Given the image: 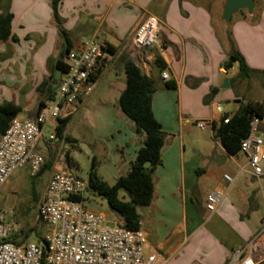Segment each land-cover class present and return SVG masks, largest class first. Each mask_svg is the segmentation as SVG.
Returning <instances> with one entry per match:
<instances>
[{
  "label": "crops",
  "instance_id": "crops-1",
  "mask_svg": "<svg viewBox=\"0 0 264 264\" xmlns=\"http://www.w3.org/2000/svg\"><path fill=\"white\" fill-rule=\"evenodd\" d=\"M255 1L253 16L238 14L225 27L222 13L201 0H64L58 6L63 36L53 18V0H11L12 36L18 41L0 42V105L20 107L18 118L34 120L40 103L52 105L62 76L55 65L68 48L79 53L85 42L95 40L115 53L114 61L99 73L92 95L64 108L61 119L72 120L63 137L56 140L57 120H51L45 127L53 134L48 140L42 135L36 143L44 165L31 177H45L40 200L52 175L66 171L67 142L89 143L108 179L100 177L110 185L130 171L145 136L119 106L126 88L123 57H128L154 82L153 113L165 134L153 202L138 208L146 251L158 253V264H227L235 251L246 249L255 264H264V206L255 187L261 186L264 172L255 176L242 153L228 154L212 128L200 131L194 125L232 116L240 108L225 113L223 103L244 100L253 83L264 88V0ZM147 16L158 20V40L152 49L141 50L132 37ZM229 35L255 71L252 78L239 79L237 64L225 69L232 49ZM7 47L9 52L3 54ZM157 57L165 64L163 70L156 65ZM164 71L169 72L167 82L161 77ZM225 81L229 87L223 89ZM168 82L176 87L169 89ZM213 90L218 91L211 96ZM219 105L223 114L217 112ZM262 122L258 131L264 135ZM212 193L222 196L209 212Z\"/></svg>",
  "mask_w": 264,
  "mask_h": 264
},
{
  "label": "built area",
  "instance_id": "built-area-1",
  "mask_svg": "<svg viewBox=\"0 0 264 264\" xmlns=\"http://www.w3.org/2000/svg\"><path fill=\"white\" fill-rule=\"evenodd\" d=\"M158 31V20L147 16L132 37L133 45L141 50L152 48L157 43ZM114 59L115 53L109 46L95 40L85 42L79 53H67V70L62 73L58 96L52 105L40 111L34 120L14 118L0 138V189L16 171L26 166L33 175L41 170L44 158L35 152V145L43 128L51 120L61 119L65 107L89 98L94 91L95 78ZM161 77L169 81V72H162ZM217 112L224 113L221 105L217 106ZM261 121L254 116L249 134L241 140V153L257 177L264 172V135L258 131ZM228 122L229 119L224 120L225 124ZM194 125L205 131L213 124L197 120ZM224 180L233 181L228 175H224ZM87 187L83 180L66 171L52 175L38 209L40 220L52 231L37 242L19 244L22 234L18 225L10 224L6 214L0 213V264H158V253L146 251L147 235L143 230H129L122 220L112 225L104 213L85 207ZM221 196L219 193L209 195L206 206L209 212L215 210ZM227 264L255 262L246 249H239Z\"/></svg>",
  "mask_w": 264,
  "mask_h": 264
},
{
  "label": "trees",
  "instance_id": "trees-1",
  "mask_svg": "<svg viewBox=\"0 0 264 264\" xmlns=\"http://www.w3.org/2000/svg\"><path fill=\"white\" fill-rule=\"evenodd\" d=\"M64 0H53V18L56 22L59 33L65 36L61 27V20L58 15V6ZM11 0H1L0 6L3 11L0 14V42L6 43L9 40L17 42V38L12 36V23L14 16L9 12L8 6ZM240 15H246L241 12ZM231 53L224 64L226 70H230L234 64L238 65V78L241 80L250 79L255 71L251 70L244 57L235 49L234 43L230 37ZM109 49L114 53V48L110 45ZM69 48L67 49V53ZM64 54L55 65V68L61 73H65L67 66L64 62ZM124 71L126 75V88L119 99V106L123 113L135 124L138 134L145 136L144 146L137 152L136 159L131 164L127 175L120 177L115 184L110 185L105 182L93 168L88 184V190L105 199L109 210L114 213L119 220L125 222L129 230L141 229V217L138 208L149 207L154 199L155 180L154 173L161 164V150L165 144V134L162 131L161 124L155 118L153 113V95L156 92L154 82L151 78L128 57H123ZM156 65L160 70L165 68V64L160 57L156 59ZM98 77V76H97ZM97 77L95 79H97ZM39 89V92L43 90ZM59 85V84H58ZM167 87L174 89L176 85L168 82ZM218 90L211 93L215 95ZM52 97V96H51ZM48 98L47 101H51ZM45 107L44 103L39 104L38 113ZM20 107L13 103H4L0 105V136H3L9 128L14 118L21 115ZM254 116L261 120L264 118V103L248 102L244 107L234 113L232 116L225 114L218 123H213L215 137L219 139L230 155L241 153V140L250 132V122ZM225 119H229L227 124ZM71 117L57 120L56 137L62 138L66 127L71 122ZM70 156L66 155V161L69 162ZM121 191H124L128 197L125 201L120 198ZM40 219V218H39ZM34 230L24 233V241L29 238V234ZM15 238L18 236L15 235ZM22 244V243H19Z\"/></svg>",
  "mask_w": 264,
  "mask_h": 264
},
{
  "label": "rangeland",
  "instance_id": "rangeland-1",
  "mask_svg": "<svg viewBox=\"0 0 264 264\" xmlns=\"http://www.w3.org/2000/svg\"><path fill=\"white\" fill-rule=\"evenodd\" d=\"M201 2L210 5L213 11L216 10L217 12L218 10L217 14H219V12L220 14L222 13L221 0H201ZM8 52L9 49L7 47L3 54ZM1 66L4 67V70L8 71L7 65L1 64ZM249 99H264V88L253 83L248 93L245 95L244 100L232 104L223 103L222 106L224 107L225 113H233L238 107H244L247 104L245 101ZM22 116L24 115L22 114ZM261 126L264 127V122L261 123ZM49 127L50 126L45 127L43 130V140H48L53 134L52 129ZM82 128L85 133L88 132V127L86 125H83ZM56 140H59V138L56 137ZM41 144L45 147L43 141ZM66 153L70 156V160L69 162L65 160V170L70 176L83 180L88 186L90 174L93 168H95V172L99 176L108 179V176L103 174L100 168L101 159L95 156V152H93L92 146L89 143L80 142L79 140H77V144L72 141L67 142ZM44 180L45 177L41 178V176L35 178L31 177V169L29 166H26L16 171L11 179L8 180L6 187L0 190V213L6 214V220L9 221L10 224L18 225V230L22 234L18 240L20 243L37 242L52 231L50 226L44 224L38 216V209L41 201L39 196L43 191ZM32 182H34L33 185ZM255 187L258 192L260 203L264 206V178L261 181V186L257 183ZM120 198L125 201L128 200L124 191H121ZM84 204L85 207L91 211L106 214L110 224L113 225L116 223L118 217L109 210L106 200L99 195L87 190L84 196ZM29 230L34 231L30 233L29 238L24 241V233H28Z\"/></svg>",
  "mask_w": 264,
  "mask_h": 264
},
{
  "label": "water",
  "instance_id": "water-1",
  "mask_svg": "<svg viewBox=\"0 0 264 264\" xmlns=\"http://www.w3.org/2000/svg\"><path fill=\"white\" fill-rule=\"evenodd\" d=\"M222 1V14L220 21L228 27L233 17L241 12H246L249 16H253L256 10L255 0H221ZM228 81L224 82L222 88H228ZM264 120V118H263Z\"/></svg>",
  "mask_w": 264,
  "mask_h": 264
}]
</instances>
